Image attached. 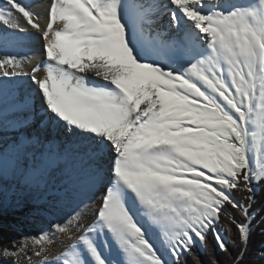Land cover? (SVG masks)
Listing matches in <instances>:
<instances>
[{
    "label": "snow or ice",
    "instance_id": "obj_1",
    "mask_svg": "<svg viewBox=\"0 0 264 264\" xmlns=\"http://www.w3.org/2000/svg\"><path fill=\"white\" fill-rule=\"evenodd\" d=\"M254 182L264 0H0V264L264 261ZM50 188L29 253L11 233Z\"/></svg>",
    "mask_w": 264,
    "mask_h": 264
},
{
    "label": "rangeland",
    "instance_id": "obj_2",
    "mask_svg": "<svg viewBox=\"0 0 264 264\" xmlns=\"http://www.w3.org/2000/svg\"><path fill=\"white\" fill-rule=\"evenodd\" d=\"M50 192V190H48ZM44 192H36L34 194H31L29 199H31L29 202L32 204L37 199H43ZM37 196H39L37 198ZM45 203L41 205L42 208H37V211H35L32 215H23L21 214L19 219V224L17 228L11 233V238H14L22 243H30L29 241H25V237H31L32 235H35L38 233L39 229L47 224L53 216H50L49 211V203L48 200H44Z\"/></svg>",
    "mask_w": 264,
    "mask_h": 264
},
{
    "label": "trees",
    "instance_id": "obj_3",
    "mask_svg": "<svg viewBox=\"0 0 264 264\" xmlns=\"http://www.w3.org/2000/svg\"><path fill=\"white\" fill-rule=\"evenodd\" d=\"M254 186L257 187L258 199H257V207L255 209L256 220L253 225V237L249 245V251L247 253L248 257L258 255L260 250L264 248V211H262L261 207L259 206V193L264 189H262L261 186L257 185L255 182H254ZM240 198L241 197L238 194L237 199ZM237 218L240 219V217ZM224 235H225V239L228 242L229 247L233 248V250L235 251V247L233 244L234 234L224 233ZM210 243H211V239H210ZM218 256H219L220 264H227V260L229 258L219 253ZM203 259L206 261L208 259L207 255H204ZM244 264H264V261H260V260L249 261L246 258Z\"/></svg>",
    "mask_w": 264,
    "mask_h": 264
},
{
    "label": "bare ground",
    "instance_id": "obj_4",
    "mask_svg": "<svg viewBox=\"0 0 264 264\" xmlns=\"http://www.w3.org/2000/svg\"><path fill=\"white\" fill-rule=\"evenodd\" d=\"M24 2H25V3L36 4V3L38 2V0H24ZM37 10H41V9H37ZM41 11H42V10H41ZM163 23H164V24L167 23V18H166V17L164 18ZM21 54L23 55L24 53H21ZM27 54L30 55V56H34V57H37V58H41V59H42V57H40V53H39L38 47H34V48H33V51L30 52V53H27ZM25 67H26V69H27V68H30L31 65H28V64L26 63ZM49 190H50V192H48V191H44V194H43L44 197H43V199L40 198V199H37V200L34 201L35 206H36L37 208H42V207H40V206L43 205V203H45V202H44L45 199L48 200L49 205L52 203V197H53L56 193H55V190H54V189H51V188H50ZM33 194H34V193H33ZM38 197H39V196H37V198H38ZM30 200H31V199H29V201H30ZM29 205L31 206L32 204L29 202ZM92 207H95V202L92 203ZM51 215H52V214L50 213V216H51ZM51 219H53V218H51ZM27 246H28V252L31 253L32 250H33L31 242H30V243H27ZM61 247H62V245H60L59 243L56 244L55 246L51 247V249H50L51 254H55V253L57 252V250H58L59 248H61ZM37 259H38L37 257L32 256L33 264H35V261H36ZM19 261H20V264H28L27 258H26L24 255H21V256L19 257Z\"/></svg>",
    "mask_w": 264,
    "mask_h": 264
}]
</instances>
